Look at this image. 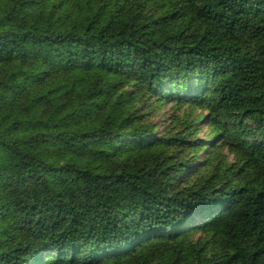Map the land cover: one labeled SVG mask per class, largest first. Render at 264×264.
<instances>
[{
	"label": "trees",
	"instance_id": "trees-1",
	"mask_svg": "<svg viewBox=\"0 0 264 264\" xmlns=\"http://www.w3.org/2000/svg\"><path fill=\"white\" fill-rule=\"evenodd\" d=\"M38 251L264 264V0H0V264Z\"/></svg>",
	"mask_w": 264,
	"mask_h": 264
},
{
	"label": "snow or ice",
	"instance_id": "snow-or-ice-1",
	"mask_svg": "<svg viewBox=\"0 0 264 264\" xmlns=\"http://www.w3.org/2000/svg\"><path fill=\"white\" fill-rule=\"evenodd\" d=\"M33 264H44V254L42 252H37L34 259Z\"/></svg>",
	"mask_w": 264,
	"mask_h": 264
},
{
	"label": "rangeland",
	"instance_id": "rangeland-1",
	"mask_svg": "<svg viewBox=\"0 0 264 264\" xmlns=\"http://www.w3.org/2000/svg\"><path fill=\"white\" fill-rule=\"evenodd\" d=\"M168 108H169V106H167V108H165V109H163V110L161 111V115H160L159 119H160V118L163 119V116H164L163 112H165L166 109H168ZM205 130H206V128L203 127V128L201 129L199 135L202 136V134L205 132Z\"/></svg>",
	"mask_w": 264,
	"mask_h": 264
}]
</instances>
